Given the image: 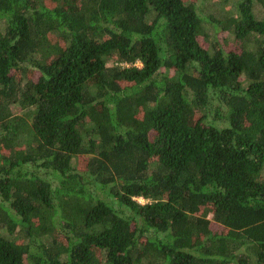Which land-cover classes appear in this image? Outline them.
Returning <instances> with one entry per match:
<instances>
[{"label": "trees", "instance_id": "obj_1", "mask_svg": "<svg viewBox=\"0 0 264 264\" xmlns=\"http://www.w3.org/2000/svg\"><path fill=\"white\" fill-rule=\"evenodd\" d=\"M224 1L0 0V264H264V0Z\"/></svg>", "mask_w": 264, "mask_h": 264}, {"label": "rangeland", "instance_id": "obj_2", "mask_svg": "<svg viewBox=\"0 0 264 264\" xmlns=\"http://www.w3.org/2000/svg\"><path fill=\"white\" fill-rule=\"evenodd\" d=\"M198 10L200 12V14L202 15V17H215V18H221L224 16H231L234 15V7H235V1H224V0H198ZM254 13H255V17L258 20H262L263 19V13L261 11V9L256 6L254 7ZM207 30L210 34V38L214 39V37L216 36V38L218 39L219 43L221 44H227L232 43V36L230 34L227 33H220L217 34L211 27H207ZM13 114H19L21 113L20 109L17 106H12L11 109ZM75 163H77V161H75ZM142 198V197H141ZM144 203V202H143ZM212 218V215L210 216ZM216 228L220 229L219 226H215Z\"/></svg>", "mask_w": 264, "mask_h": 264}, {"label": "built area", "instance_id": "obj_3", "mask_svg": "<svg viewBox=\"0 0 264 264\" xmlns=\"http://www.w3.org/2000/svg\"><path fill=\"white\" fill-rule=\"evenodd\" d=\"M136 200H138L139 202H146L144 198L141 197H135Z\"/></svg>", "mask_w": 264, "mask_h": 264}]
</instances>
